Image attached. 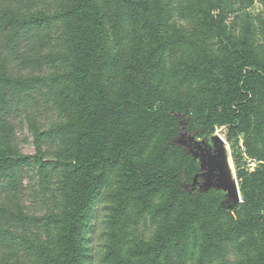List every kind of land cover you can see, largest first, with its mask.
<instances>
[{
    "label": "rangeland",
    "instance_id": "374dc122",
    "mask_svg": "<svg viewBox=\"0 0 264 264\" xmlns=\"http://www.w3.org/2000/svg\"><path fill=\"white\" fill-rule=\"evenodd\" d=\"M92 1L102 21L100 74L92 66L90 56L84 59L82 77L64 75L54 80H49L43 66L28 68L24 63L13 67L12 76L24 81L37 76L40 81L7 86L5 95L0 94V153L9 152L17 159L12 164H0V264L64 262L58 256L63 241L56 239L62 234V218L77 195L76 191L73 194L74 188L88 184L92 177L98 178L97 187L84 207L85 221L77 225L74 236L81 264L194 262L198 256L205 257L209 248L205 245V230L199 222L185 226L182 223L192 210L201 208V203L233 209L242 201L239 169L253 171L258 162L248 155L243 133L230 130L227 122L211 119V113H202L197 93L204 83L195 82L191 90L177 92L175 79H193L173 78L172 57H182L184 51L189 52V45L179 53L169 41L158 59L145 66L142 47L137 45L142 23L124 21L128 4L123 0ZM158 1L162 11L156 15L163 25L167 24L161 32L164 39L176 34L174 28L180 32L188 29L184 21L188 0ZM178 2L179 10L175 8ZM52 3L63 7L66 1L47 0L39 7L50 9ZM260 8L255 3L250 10L257 13ZM90 21L87 10L63 21L43 24L38 31H44L38 35V31L31 30L33 27L24 25L19 37H58L57 43H65L66 31L76 24L78 38L84 42L90 34ZM133 38L137 41L129 52V40ZM69 65L63 63L57 73L68 71ZM139 97L150 101L162 97L173 107L185 109L191 114V128L196 131L193 135H178L173 122L146 116L130 103L121 105L126 99ZM191 137L193 143L209 149L214 148L215 138H221L224 147L216 179H205L201 194L194 198L178 195L173 184L138 188L123 171L122 159L91 165L75 174L72 169L74 160L81 155L112 156L116 147L123 144L133 160L149 173L175 168L193 171L197 167L205 172V156L188 145ZM36 154L43 160L42 168L34 158ZM20 156L27 157L26 161L22 162ZM49 216H56L59 221L49 225ZM46 252L52 256L49 258Z\"/></svg>",
    "mask_w": 264,
    "mask_h": 264
},
{
    "label": "trees",
    "instance_id": "16d2710c",
    "mask_svg": "<svg viewBox=\"0 0 264 264\" xmlns=\"http://www.w3.org/2000/svg\"><path fill=\"white\" fill-rule=\"evenodd\" d=\"M45 1L0 0L1 95L7 86L14 88L40 81L37 76L25 81L12 76L13 67L18 68L24 63L28 68L43 66L49 80H54L64 75L82 77L86 65L84 59L90 56L92 66L100 74L102 21L95 13L93 1L65 0L63 7L57 6V3H52L50 9L39 7ZM123 1L128 4L129 12L125 14L127 19L124 21L142 23L137 45L142 47L144 65L150 66L154 59H158L162 47L169 41L177 51L189 45V52L184 51L182 57H172L170 74L173 78L182 76L185 80L193 79L192 83L175 79L177 92L191 90L195 82L197 85L204 83L196 96L200 99L202 113H211L208 115L211 119L227 122L230 130L243 133L248 155L258 162L253 171L239 169L237 175L242 201L233 209L223 210L209 201L208 204L201 203V208L189 213V218L182 225L199 222L207 237L204 244L209 248L203 255L205 257L198 256L194 262L179 264H264V0H188L184 17L188 29L183 28L180 32L174 28L176 34L167 39L161 34L167 24L163 25V20L157 17L159 14L156 15V12L162 11L158 0ZM255 3H259L261 8L257 13H252L250 8ZM175 8L180 9L179 2ZM87 10L92 21L89 23L90 34L84 42L78 38L76 24L66 31L65 43H57L58 37H41L38 40L37 37L24 40L19 37L24 25L25 28L33 27L31 30L35 33L45 23L63 21ZM136 41L134 38L129 40V52ZM65 62L70 64L68 71L65 69L63 73H57ZM179 84L181 87H177ZM128 103L146 116L154 119L162 117L173 122L178 135H193L196 131L191 128V114L185 109L173 107L165 98L157 97L153 101L142 97L126 99L121 105L127 106ZM19 158L22 162L27 159L25 156ZM34 158L42 164V168V158L37 154ZM118 159H122L123 171L132 177L138 188L153 189L173 184L178 195L194 198L201 194L205 177L198 167L193 171L175 168L149 173L133 160L123 144L116 147L112 156L81 155L74 160L72 169L75 174L85 167ZM14 160L17 159L11 153H0V164H12ZM97 179L92 177L88 184L76 190L74 188L73 194L76 191L77 195L73 196L71 204L68 203L69 209L62 218V234L56 237L58 241H63L57 254L64 259L61 264H81L74 236L78 231L77 225L85 221L84 207L91 201ZM180 218L178 214L177 223L181 222ZM58 221L56 216L47 217L49 225ZM46 253L49 258L52 256V253ZM231 255L233 257H228ZM207 257L210 259L205 263Z\"/></svg>",
    "mask_w": 264,
    "mask_h": 264
},
{
    "label": "water",
    "instance_id": "95a60500",
    "mask_svg": "<svg viewBox=\"0 0 264 264\" xmlns=\"http://www.w3.org/2000/svg\"><path fill=\"white\" fill-rule=\"evenodd\" d=\"M188 145H193V147L198 151L204 154L206 160L205 172L201 175L205 177L206 180H214L216 179V168L219 165V161L221 156L223 155L224 147L223 141L221 138L214 139V148L209 149L202 144L193 143V138L189 139ZM195 176V180H196Z\"/></svg>",
    "mask_w": 264,
    "mask_h": 264
}]
</instances>
